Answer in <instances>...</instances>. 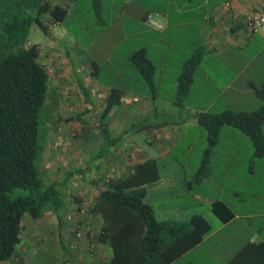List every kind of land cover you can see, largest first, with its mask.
I'll list each match as a JSON object with an SVG mask.
<instances>
[{
	"label": "rangeland",
	"instance_id": "374dc122",
	"mask_svg": "<svg viewBox=\"0 0 264 264\" xmlns=\"http://www.w3.org/2000/svg\"><path fill=\"white\" fill-rule=\"evenodd\" d=\"M47 1L64 5L67 16L62 22L56 24L44 20L47 33L33 25L27 37L26 46L32 44L38 46L39 62L50 74L46 100L40 112L39 144L42 151L37 165L43 182L59 184L58 189L67 208L66 212L64 210L59 217L54 212H46L38 219L26 215L23 219L22 239L30 240L27 244L32 246L33 240H38L39 228L57 223L70 224L69 222L74 219L78 224L89 220L97 194L84 179L101 174L99 171L103 168L106 175L112 173V164H108L109 162L102 158L106 154L104 152L106 146L103 144L104 141L101 142L100 136L105 133L110 136L113 130L109 123L121 124L124 120L125 130L121 127L118 129L122 133L127 132L133 140L142 141V146H145L144 141L154 143L150 138L151 131L155 130L156 134L164 126L170 129L163 133L166 135V143L172 145V150L164 156L161 170L162 175L169 177L174 183L167 185L155 199L148 197L155 212L160 207L185 206L186 209L182 211V214L190 215L192 209H195L197 213L205 214L212 226V231H215L210 242L195 250L179 264H188L189 260L194 261V264H220L211 258H206L204 262L199 263L194 256L198 253L206 255L212 249L215 240L225 241L233 230L231 228L219 230L221 223L209 211L208 205L204 203L192 205V197L187 192V184L183 177L184 169L195 191L200 190L211 200L223 199L238 214L263 211L264 195L259 196L257 190H248L245 189L247 185L245 188L241 185L239 177L242 175V167L239 165L231 168V174L238 176V179L229 177L224 180L223 168H216L217 171L214 172L212 179L202 182V185L198 187L193 174L199 171L198 162L207 145L206 130L202 127L198 129L191 127V123L188 125L183 123L191 122L193 116L196 117L198 113L218 114L230 109H234L231 111L250 109L248 103H243L241 95L233 97L234 91L238 89L243 93V88L227 86V83L232 73L247 61L246 58L253 55L260 44H251L241 59L232 50L225 52L221 60L214 62V58L204 54L207 51L203 49L205 43L197 33L204 9L196 7L199 0L191 4L180 3V0H177L171 7H168L165 0ZM176 8L190 9L194 13L192 18L197 22L189 24L188 18L191 14L178 12L176 15L172 12ZM164 12L177 17L176 19L183 24L180 23L167 32L157 31L159 35L157 41L148 35L140 34L137 22L139 17L146 15L155 19V17L160 18ZM148 24L154 25V22L149 18ZM166 33L167 35H164ZM140 47L147 49V56L153 63L150 82L140 71L127 66L128 54ZM198 49L201 51L200 59L202 60L196 64L193 71L190 93L179 98L178 79L185 63L193 56L199 57ZM203 55L206 57L204 61ZM258 60L260 61V58ZM208 69H211L212 76L206 74ZM54 70L65 74L64 79L57 81L58 73H54ZM248 77L254 80L249 70H245L241 78ZM123 82L132 85L124 87L127 95H123L121 100V93L117 90L116 106L118 108L113 111L112 119H101L103 111H99L102 106L99 108L97 105V98L103 96L95 94V91L99 93V90L106 85L113 88ZM212 83L217 86H213ZM153 92H156L155 100L150 97ZM134 97L139 101L133 103ZM237 97H240L242 103L236 101ZM146 99H151V107L147 110H137L139 105L145 104ZM85 108L88 112L83 111ZM101 122H103L102 125ZM179 130L184 133L180 139L175 137V132ZM238 132L241 131L238 130ZM112 133V137H116L119 131L114 129ZM245 138L247 149L249 145L253 151L250 139ZM104 139L107 137L104 136ZM224 139L222 142L224 141L226 145L237 143L236 140L225 141ZM108 141L109 139L106 140ZM188 146H191V150L185 154ZM245 149L243 145L238 150L234 158L236 162L242 164L246 160ZM228 154V147H223L216 158L226 160ZM92 155H95L94 161H91ZM255 159L259 158L253 157V160ZM253 183L255 184L254 181ZM80 210H83L85 215H81ZM250 225L257 230L262 226L261 219H253ZM45 233H48V229ZM261 234L264 236L263 232ZM244 236L245 233L241 235V238L243 239ZM238 244L240 241L235 243V247ZM17 256H19L18 251L15 258ZM15 258L14 262H16Z\"/></svg>",
	"mask_w": 264,
	"mask_h": 264
},
{
	"label": "trees",
	"instance_id": "16d2710c",
	"mask_svg": "<svg viewBox=\"0 0 264 264\" xmlns=\"http://www.w3.org/2000/svg\"><path fill=\"white\" fill-rule=\"evenodd\" d=\"M66 16L64 5L47 0H0V264L14 260L26 215L38 219L46 212H54L59 217L66 209L59 184H46L38 170L37 162L42 151L39 144L40 112L48 92L49 73L39 62L38 46H26L33 25L47 33L44 20L56 24ZM201 55L199 53V57L193 56L185 63L178 79L179 98L187 94ZM130 61L150 82L153 66L144 51L132 53ZM254 91L257 98L264 100V84L255 87ZM117 93V90L110 93L101 119L117 105ZM196 120L207 135L196 182L208 175L209 157L224 126L241 131L252 143L253 157L264 158L261 130L264 104L250 112L198 113ZM105 136L109 139L108 144L117 142L118 138ZM143 170L140 168L124 179L110 182L99 192L92 208V214L105 208L122 210L132 225L119 235L108 231L113 257L107 264H170L200 243L210 229L200 215L193 216L187 223L158 221L151 207L144 202L146 182L139 177ZM102 230L107 231L106 227ZM129 242L135 244L128 245ZM257 249L255 257L246 258L247 249L244 248L240 255L247 261L245 264H264V245ZM240 255L227 264H242Z\"/></svg>",
	"mask_w": 264,
	"mask_h": 264
},
{
	"label": "crops",
	"instance_id": "0c3cea01",
	"mask_svg": "<svg viewBox=\"0 0 264 264\" xmlns=\"http://www.w3.org/2000/svg\"><path fill=\"white\" fill-rule=\"evenodd\" d=\"M168 4V7H171L176 3L177 0H165ZM195 0H180L185 4H191ZM199 4L196 6L198 8L202 7L203 9V18L201 23H199L197 33L198 37L204 40L205 47L203 48L207 50L204 54L208 55L209 58H214V62L221 60V56L227 51H235L240 59L243 57L244 53L247 51V48L254 43L260 44L258 49L253 52V55L249 58H246V62L229 77V83L227 86H237L238 88H243L244 92L234 91L233 97L241 95V98L244 100L243 103H248L250 109H239L235 111H244L250 112L260 105L264 104V100H260L257 98L254 88H259L264 84V27L261 28L257 33H251L243 23V18L245 13H247L251 9L255 8H264V0H199ZM211 5H208V4ZM181 10V11H179ZM172 12H175L177 15L179 13H189L191 14L188 18L189 24L195 23L197 20L192 18V14L194 13L190 9H181L176 8ZM163 15L159 17H155L152 19L150 16L139 17L137 22L139 24V32L141 35H148L154 40H158L157 31L160 33L170 31L173 28H176L180 23L177 20V17H174L169 13H162ZM151 19L154 22V25L148 24V19ZM200 22V18H197ZM156 35V37H155ZM164 35H167L164 34ZM169 36V35H168ZM152 39V43L154 41ZM161 40V39H160ZM160 42V41H159ZM143 50L146 58L152 63V61L147 56V49L145 47H140L136 51ZM199 53L201 52L200 49ZM132 52V53H134ZM132 53L128 54L127 58V66L133 67L136 70L137 67L133 65L130 61V56ZM202 56V55H201ZM260 58V61L258 60ZM206 59L203 55V61ZM200 59L199 62H201ZM210 70L206 71V74L212 76L210 74ZM249 70L251 77L247 79L241 78L244 71ZM139 71V70H138ZM54 73H58L57 81L59 79H64L66 76L63 73H60L58 70H54ZM50 75V74H49ZM262 76V77H261ZM206 78V75L204 76ZM213 86H217L215 83H212ZM120 86V87H119ZM132 86L131 83H120L117 87H109L105 86L99 93L95 91V94H100L97 98V105L102 106L99 111H103L106 107L107 100L110 96L112 90H118L122 96L127 95V91L124 90V87ZM190 89L187 93L189 95ZM186 95V96H187ZM224 95V94H223ZM150 97L155 100L156 92H153ZM133 103L138 102L139 100L134 97L132 98ZM236 101L241 102L240 97L236 98ZM151 99H146L145 104H141L138 106L137 110H147L149 109ZM242 103V102H241ZM244 106V105H241ZM247 106V105H246ZM115 108H118L116 105L113 106L108 114L105 115L104 120L112 119V114ZM230 109V108H229ZM234 110V109H230ZM84 112H88L85 108ZM114 120V119H113ZM112 120V121H113ZM106 122V121H105ZM191 123V127H195L198 129L200 127L197 124L196 117L193 116L191 122H184V125H188ZM111 126V136L114 129L119 131V134L114 137L117 138L119 143H115L113 145L108 144L106 142L107 139H104V135H101V142L104 141V145L106 149H104L105 155L102 156L103 160L109 162L108 164H112L113 173L110 176H107L103 170H100L97 176H92V178H85L86 182H89L90 187L92 186L93 191L96 190V198L99 192L105 189L108 184L112 181L124 179L129 174L134 171L143 168V174H139V177H142V181H145L146 194L144 197V202L149 205L155 215V218L158 221H168L171 223H187L193 216L200 215L202 216L210 225L207 220L205 214L197 213L192 209V213L188 215L182 214V211L185 210V206L176 208V207H160L157 212H155L154 208L151 206V203L148 197H152L155 199L160 191L165 189V187L171 183H174L172 179L162 175V166L164 156L167 155L172 150V145L166 143V135L163 132H168L170 129L164 126L158 133L155 134V130L151 131V140L154 142L144 141L145 146H142V141H138L137 139H132L129 137L127 132H121L118 128L121 127L122 130H125L123 127L124 120H122L121 124L118 123H109ZM262 134L264 136V123L261 127ZM199 131V130H198ZM201 133V132H200ZM139 134V133H138ZM184 133L180 130L175 132L176 138H182ZM225 137V139H224ZM247 136H244L242 132H238L236 128L232 127H222L218 137V143L214 148L211 158L208 161V175L204 177L202 180L196 182L195 176L193 174V179L200 187L202 182H206L212 179L214 172L217 171L216 168H223V177L224 180H227L229 177L231 179L237 178L238 176H234L231 174V168L235 165H239L242 167V175L239 177L241 185L245 189H255L259 196L264 195V158H259L253 160V151L251 146L248 145L247 149ZM225 141H233L236 140L237 143L225 144ZM246 147L245 157L246 160L244 162L239 163L234 160L238 150L242 146ZM223 147H228V159L221 160L216 158L219 150ZM191 150V146H188L185 150V154ZM204 153V151H203ZM115 154V155H114ZM96 155V154H95ZM92 155L91 161H94V157ZM203 157V155H202ZM202 157L198 162V165H201ZM105 162L103 163V165ZM199 165V166H200ZM200 168V167H199ZM184 181L187 184V192L189 196L192 198V205L206 204L209 207V211L218 218L221 226L219 230H223L226 228H231L233 231L229 234L228 238L225 241L215 240L212 249L207 252L206 255H202L200 253L195 254L196 260L200 262H204L206 258H211L212 260L220 263L227 264L234 258L238 257L243 253L244 248L247 249L245 257H255L256 253H258V249L256 247L260 245H264V236L261 232L264 233V209L263 211L256 213L253 211L245 212V213H235L230 207V205L225 202L223 199L218 198L215 200H211L208 196H205L200 192V190H194L193 186L190 183V180L184 169ZM83 181V177L81 179ZM255 182V184L253 183ZM242 187V186H241ZM65 202V201H64ZM96 203V202H95ZM94 203V204H95ZM66 205V203H65ZM184 205V204H183ZM67 208V207H66ZM66 212V210H65ZM124 213V214H123ZM126 212L122 210H115L111 208H105L97 213H93L92 216L89 217V220L86 222H82L80 224V230H77L79 226L76 223L69 222L70 224H50V226L39 228L38 231V240H33L32 246L27 244L30 243V240L22 239L20 237V243L17 246V251L19 256L15 258L16 262H6L1 264H107L113 257V249L111 247V236L108 234L110 230L114 235H119L120 231L131 229L132 225L129 222L130 218L125 215ZM253 219H261V227H258L257 230L251 227V221ZM106 227L107 231L104 232L102 229ZM48 229V233H45ZM78 231L81 232L80 237H77ZM52 233V235H51ZM105 233V234H104ZM215 231H212V226L210 225L209 231L205 234L202 241L195 245L192 249L188 250L180 257L172 261L170 264H179L181 260L186 259L192 253L203 247L205 243L210 242ZM245 233L244 238H241V235ZM122 235V233H120ZM240 241V244L235 247V243ZM135 244L134 242H129L128 245ZM30 246V247H29ZM26 247V248H25ZM22 250V251H20ZM258 256V254H257ZM256 256V257H257ZM241 257V263L245 264L247 262L244 260V256ZM188 264H194V261L189 260Z\"/></svg>",
	"mask_w": 264,
	"mask_h": 264
},
{
	"label": "built area",
	"instance_id": "2783aa9c",
	"mask_svg": "<svg viewBox=\"0 0 264 264\" xmlns=\"http://www.w3.org/2000/svg\"><path fill=\"white\" fill-rule=\"evenodd\" d=\"M243 23L251 33H257L261 28L264 27V8H255L249 10L244 15ZM111 172L113 173V169H111ZM112 173L107 174V176L112 175ZM79 212L81 213V215H85V212L83 210H80ZM71 222L78 224L75 219L71 220L70 223ZM78 225L79 226L77 227V230H80V224ZM80 235L81 232L78 231L77 237H80Z\"/></svg>",
	"mask_w": 264,
	"mask_h": 264
}]
</instances>
